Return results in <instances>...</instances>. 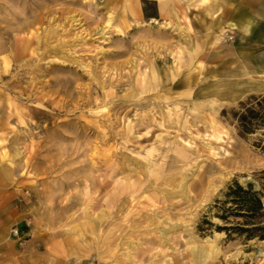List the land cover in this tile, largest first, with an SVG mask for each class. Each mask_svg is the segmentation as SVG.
<instances>
[{
    "label": "rangeland",
    "instance_id": "1",
    "mask_svg": "<svg viewBox=\"0 0 264 264\" xmlns=\"http://www.w3.org/2000/svg\"><path fill=\"white\" fill-rule=\"evenodd\" d=\"M250 77L264 0H0V264H264Z\"/></svg>",
    "mask_w": 264,
    "mask_h": 264
},
{
    "label": "bare ground",
    "instance_id": "2",
    "mask_svg": "<svg viewBox=\"0 0 264 264\" xmlns=\"http://www.w3.org/2000/svg\"><path fill=\"white\" fill-rule=\"evenodd\" d=\"M161 12H164L163 8L161 9ZM247 25L249 27V26H251V23L248 22ZM257 76H258V74H257ZM262 91H264V82H262V81L260 82L258 80L253 79L252 77H250L248 79H242L239 82L231 83L230 85H228L226 87L223 86V85H218L215 88V90L213 89L212 94L214 95L215 93H223V94H221V95L224 96L223 99L221 101H218L219 106H222L225 103L231 104V103L237 101L238 99H240L242 96L244 97V95H246V94H249V93H256L257 94V93L262 92ZM168 109H169V107H168ZM174 110H176L177 114L180 111L177 107H175ZM174 110H172V111L174 112ZM168 114H169V118H171L172 115H173L171 110H168ZM174 117H176L177 121L173 122L172 120H169L171 125H177L178 124V119L177 118H179V116L174 114ZM155 153H157L155 148H151L150 150H148L145 153V162H146V168L147 169H150L154 165V163L152 164V162L150 161V158L153 157V155ZM153 168H154V166H153ZM152 187H153V185H152ZM180 189H182V188H180ZM159 195H161V193ZM100 217H102V216H100ZM89 219H90V217H89ZM95 220H97V218H95ZM98 220H99V222L101 221V219H98ZM86 221H88V220H86ZM91 224H93V223H91ZM91 228L94 229V227H91ZM93 229H92V231H93ZM89 230H88V232H89ZM191 243H192V247L190 248V251H191L192 259H193L195 264H204L206 262V260H208L214 254V250L212 248V245L199 244V243L196 242V240H192Z\"/></svg>",
    "mask_w": 264,
    "mask_h": 264
},
{
    "label": "trees",
    "instance_id": "3",
    "mask_svg": "<svg viewBox=\"0 0 264 264\" xmlns=\"http://www.w3.org/2000/svg\"><path fill=\"white\" fill-rule=\"evenodd\" d=\"M257 101V99H256ZM264 101V97L256 102V109H247L245 113H241L238 116V130L240 135H248L254 133L257 129H264V108L262 107V102ZM249 188L251 185L248 186ZM233 195H237L236 197L245 202L246 196L249 195V190H245L242 187H239L232 192ZM240 194V195H239ZM263 230L264 227L259 230ZM251 237H259L260 239H264V234L258 236Z\"/></svg>",
    "mask_w": 264,
    "mask_h": 264
},
{
    "label": "built area",
    "instance_id": "4",
    "mask_svg": "<svg viewBox=\"0 0 264 264\" xmlns=\"http://www.w3.org/2000/svg\"><path fill=\"white\" fill-rule=\"evenodd\" d=\"M15 234H17V232H15Z\"/></svg>",
    "mask_w": 264,
    "mask_h": 264
}]
</instances>
